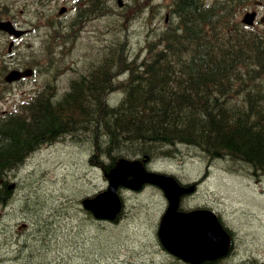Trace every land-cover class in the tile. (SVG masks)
<instances>
[{
	"label": "trees",
	"instance_id": "16d2710c",
	"mask_svg": "<svg viewBox=\"0 0 264 264\" xmlns=\"http://www.w3.org/2000/svg\"><path fill=\"white\" fill-rule=\"evenodd\" d=\"M173 7L175 24L148 42L144 58L129 61V47L114 42L69 88L57 94L51 82L21 115L0 119V208L13 200L26 158L66 136L81 140L105 173L123 157L150 162L181 145L264 173V40L228 26L230 10L218 0ZM38 227L48 239L53 223Z\"/></svg>",
	"mask_w": 264,
	"mask_h": 264
},
{
	"label": "rangeland",
	"instance_id": "374dc122",
	"mask_svg": "<svg viewBox=\"0 0 264 264\" xmlns=\"http://www.w3.org/2000/svg\"><path fill=\"white\" fill-rule=\"evenodd\" d=\"M9 4L15 22L30 26L32 36L21 42L23 56L41 55L42 40L48 29L43 26L53 12L56 2L72 0H1ZM250 1L235 22H241L247 11L259 13L256 34L264 36V5ZM148 7L147 20L139 16L127 17L126 10L115 9V14L92 21L88 28L93 33L84 34L77 42L69 43L65 54L66 67L77 60L82 71L86 64L97 59L94 54L103 46L106 27H110L106 40L109 45L125 42L131 48V58L153 40V26H163V9L152 18L153 6L163 0H124ZM171 0H169V3ZM43 3L44 6L39 5ZM73 4L68 5L69 8ZM60 8V7H59ZM59 8L54 11L57 17ZM66 15L65 19L70 18ZM71 20V19H70ZM263 21V22H262ZM112 31V32H111ZM96 33V34H95ZM141 59V58H140ZM61 65L57 64V70ZM48 73V72H47ZM42 71L40 75L47 74ZM71 73L49 72L37 76L34 82L0 89V113L14 112L37 91V87L55 82L60 93L67 88ZM36 81V82H35ZM0 114V117H2ZM90 151L77 137H63L50 145L39 148L26 158L15 172L14 198L0 209V262L2 264H178L177 259L165 251L158 238V228L167 206L163 193L155 187L140 192L124 190L125 210L117 222H101L91 218L82 208V200L108 187L103 171L89 162ZM150 168L176 175L184 183L199 181L197 194L184 199L187 207H210L222 218L233 236L231 255L219 264H241L249 259L264 263V173L252 169L236 168L233 162L209 160L194 147L181 145L175 155L157 159ZM30 196V205L25 202ZM63 210V211H62ZM52 222L48 239L41 222ZM28 224L26 233L22 224ZM31 228V230H30ZM46 231V232H45ZM20 233V234H19ZM27 253L22 263L16 260Z\"/></svg>",
	"mask_w": 264,
	"mask_h": 264
},
{
	"label": "water",
	"instance_id": "95a60500",
	"mask_svg": "<svg viewBox=\"0 0 264 264\" xmlns=\"http://www.w3.org/2000/svg\"><path fill=\"white\" fill-rule=\"evenodd\" d=\"M253 18L248 15L244 21L252 24ZM3 27L12 31L10 23ZM108 177L111 181L109 190L84 201L85 207L97 218L113 219L120 212L119 186L140 189L143 184L152 183L164 191L169 201L159 229L161 243L167 251L191 264L215 261L229 253L231 238L216 214L209 210L179 211L181 197L191 192L192 187H182L172 176L147 172L139 160L123 159Z\"/></svg>",
	"mask_w": 264,
	"mask_h": 264
},
{
	"label": "flooded vegetation",
	"instance_id": "af4514ba",
	"mask_svg": "<svg viewBox=\"0 0 264 264\" xmlns=\"http://www.w3.org/2000/svg\"><path fill=\"white\" fill-rule=\"evenodd\" d=\"M99 5L101 6L102 2L99 3ZM103 5H104L103 8L98 7L96 0H75L74 9L77 12V15H76L77 20H78L77 23L79 25L81 22V24L79 25L80 27L83 24V26L77 32L79 36H81L82 33L87 31L90 22L93 21L95 18H97V15L108 16L109 14H112L111 0H104ZM97 9H99V11H97ZM96 13H99V14L96 15ZM99 34H100V37H102L103 34L105 35L106 33L104 31V33L99 32ZM2 54H3V51H2V45L0 42V59L2 57ZM15 56L20 57V54L16 51H12V54L9 55V57L12 58L11 62L15 59L14 58ZM91 61H93V59ZM17 66L18 65L12 66V64H9L7 68L11 69V68H16ZM66 70L74 76H79L81 73V69L79 68L78 65H75V64H72L66 67Z\"/></svg>",
	"mask_w": 264,
	"mask_h": 264
},
{
	"label": "bare ground",
	"instance_id": "6f19581e",
	"mask_svg": "<svg viewBox=\"0 0 264 264\" xmlns=\"http://www.w3.org/2000/svg\"><path fill=\"white\" fill-rule=\"evenodd\" d=\"M138 56V55H137ZM137 56H135V57H137ZM131 57V56H130ZM134 58V57H133ZM140 58V57H139ZM213 160V159H212ZM10 188H14L13 186H10Z\"/></svg>",
	"mask_w": 264,
	"mask_h": 264
}]
</instances>
